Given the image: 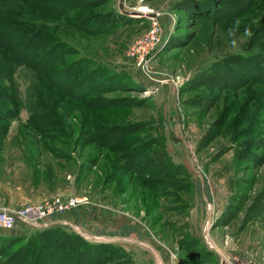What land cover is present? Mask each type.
Returning a JSON list of instances; mask_svg holds the SVG:
<instances>
[{"label":"rangeland","instance_id":"rangeland-1","mask_svg":"<svg viewBox=\"0 0 264 264\" xmlns=\"http://www.w3.org/2000/svg\"><path fill=\"white\" fill-rule=\"evenodd\" d=\"M60 1L0 0V16L21 23L19 40L0 46V210L78 200L52 220L66 223L55 225L59 236L63 229L91 247L48 240L72 263L81 254L99 264H194L189 253L207 250L206 231L216 251L201 264H264V218L247 215L264 191V36L247 46L264 30V0L219 23L180 9H195L191 0H124L139 16L122 13L120 0ZM140 8L158 15L161 35L139 66L153 27ZM113 12L125 22L84 30ZM57 45L71 52L52 54ZM228 54L256 57L253 74L190 90ZM160 157L178 174L141 165ZM42 230L0 235L46 246Z\"/></svg>","mask_w":264,"mask_h":264},{"label":"trees","instance_id":"trees-1","mask_svg":"<svg viewBox=\"0 0 264 264\" xmlns=\"http://www.w3.org/2000/svg\"><path fill=\"white\" fill-rule=\"evenodd\" d=\"M254 0H191V3L196 6L195 9H188L190 7H180L183 11H193L194 16L197 18H210L215 21V23H219L225 20H228L230 18H238L243 13H245L250 7ZM60 2H68L73 7L79 8L86 0H61ZM58 8V9H57ZM202 9H209L207 12L204 10L203 12H200ZM56 11L63 10L62 7H55ZM191 13V12H190ZM192 14V13H191ZM125 16L118 13H111L106 15H101L97 23L94 25H90L91 19L86 21L87 26L84 27V30L89 32L90 34H103L106 32H109L112 30V28H115L117 25L118 20H122V22H125L124 20ZM17 25L12 24L11 21L4 18L3 16H0V46L2 47H10L15 41L19 40L20 38V31L21 28L18 26L21 23L19 21H16ZM264 36V30L262 26H259L253 31V37L255 39V43L249 44L247 43V46H251L250 49L253 48V46L263 39ZM24 46V44H23ZM15 48V47H14ZM248 49V50H250ZM71 52V50H67L66 48H62L61 45H57L54 48V53H61V55H67ZM27 55H20L18 58L22 62L26 60ZM12 58V57H11ZM49 56L45 58L47 61ZM56 62V61H54ZM53 61H50L48 64H53ZM264 63V61H262ZM256 63V57L254 56H248V55H235V54H228L222 59L218 60L217 62L212 63L209 65L207 70L199 75L197 77L196 81H191V89H199L205 86L211 87V89H214L217 87L223 80H226L227 77L231 80L240 81L239 77L235 76V73H239L243 76H251L253 71V65ZM82 66V62L77 65V68ZM255 66V65H254ZM258 70L259 68L256 67ZM261 70L259 69V73ZM76 72V71H75ZM254 71V79L257 80ZM102 74L96 75V77H93L89 87L92 86V83L98 79ZM65 77V76H64ZM63 77V78H64ZM262 82V81H259ZM225 88H228L227 85H225ZM89 87L87 86V92H89ZM189 87V86H188ZM186 88L182 89L181 93L185 92ZM163 158H159L157 162H142L141 165L147 164L150 166V168H156V170L163 169L162 167L165 165L167 170L172 171L175 173V171L179 172V168L170 166L167 162L162 161ZM165 168V170H166ZM133 169V168H132ZM153 169H150L149 171H144L145 174H150ZM178 174V173H175ZM171 184V183H170ZM247 215L250 218L251 221L257 222L261 221L264 218V191H262L258 196L254 198V200L251 202ZM58 228L62 227H49L47 229H44L39 232L38 237L44 239L46 241V246L43 243H37L36 241H33L32 238H22L18 236H4L0 235V264H99V258L92 256V259H87L86 256L82 257L77 256L74 263H72V260L70 261L68 258V254L65 252H62L61 249L57 247V245L53 244L50 246L49 239H53V235H56V237H62L67 238L70 240H75L77 244L85 245L86 247L88 244L85 243V241L82 239L81 236L74 234L71 235L69 233H66L65 230L58 231L59 234L56 233ZM127 232L124 233V235H129L133 232H135L134 229L128 227ZM55 233V234H53ZM47 239V240H46ZM20 241H24L22 245H20L18 248L11 251L13 246ZM55 242V240H54ZM50 246L51 248L48 249L47 246ZM104 245V244H103ZM206 247V246H205ZM110 248V247H109ZM207 248V247H206ZM111 249V248H110ZM90 250V248L88 249ZM213 257L215 255L214 252L210 251L208 248L207 250H198L194 254L189 253V258L191 257V260L194 264H201L205 262L203 258L205 256ZM89 260V261H88ZM217 264H219V259L217 258Z\"/></svg>","mask_w":264,"mask_h":264},{"label":"built area","instance_id":"built-area-1","mask_svg":"<svg viewBox=\"0 0 264 264\" xmlns=\"http://www.w3.org/2000/svg\"><path fill=\"white\" fill-rule=\"evenodd\" d=\"M147 16L148 19L152 20L153 27L140 41L139 49L142 55L139 59V66L147 59L145 55H149V51L153 46L158 45L160 42L161 32L158 27V15L149 13ZM78 203L79 201L76 199L63 202L60 198H53L41 204H30L19 209H2L0 210V229L10 232L19 225L41 230L58 224L66 225L65 222L54 221L52 218L55 219L58 213H62L70 207L76 206ZM206 225H208V221ZM203 238L207 248L211 251H216L213 244H211L207 238L206 231Z\"/></svg>","mask_w":264,"mask_h":264},{"label":"water","instance_id":"water-1","mask_svg":"<svg viewBox=\"0 0 264 264\" xmlns=\"http://www.w3.org/2000/svg\"><path fill=\"white\" fill-rule=\"evenodd\" d=\"M123 1H124V0H120V1H119V10H120L122 13L139 16V14L136 13V12L127 13V12L124 10V8H123ZM142 15H143V14H142ZM140 16H141V14H140ZM220 264H225V263H224V261L220 260Z\"/></svg>","mask_w":264,"mask_h":264},{"label":"bare ground","instance_id":"bare-ground-1","mask_svg":"<svg viewBox=\"0 0 264 264\" xmlns=\"http://www.w3.org/2000/svg\"><path fill=\"white\" fill-rule=\"evenodd\" d=\"M139 10H140V12H142V13H149V11L146 10V9H144V8H140Z\"/></svg>","mask_w":264,"mask_h":264},{"label":"crops","instance_id":"crops-1","mask_svg":"<svg viewBox=\"0 0 264 264\" xmlns=\"http://www.w3.org/2000/svg\"><path fill=\"white\" fill-rule=\"evenodd\" d=\"M20 226V225H19ZM19 226H17L15 229H17ZM13 234H15V231L13 232Z\"/></svg>","mask_w":264,"mask_h":264}]
</instances>
